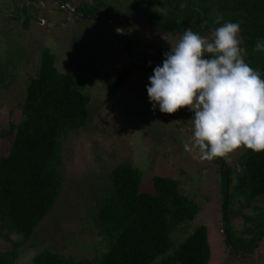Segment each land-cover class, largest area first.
Returning a JSON list of instances; mask_svg holds the SVG:
<instances>
[{
    "label": "rangeland",
    "instance_id": "rangeland-1",
    "mask_svg": "<svg viewBox=\"0 0 264 264\" xmlns=\"http://www.w3.org/2000/svg\"><path fill=\"white\" fill-rule=\"evenodd\" d=\"M62 2L0 0V73L4 74L0 131L9 119L19 121L25 87L44 49L54 54L61 72L71 75L74 87L90 97L87 126L72 130L63 144L59 170L64 183L59 198L18 248L17 264L41 251L93 258L100 238L92 216L110 193V171L124 162L141 171L143 191H152V175L169 176L197 202L195 218L172 240L174 244L204 225L209 234V264H264V199L251 201L235 195L232 187L246 148L202 161L197 152L184 150L193 134L194 113L188 108L162 113L149 101V77L165 56L158 65L160 58L147 64V53H167L177 42L154 30L142 31L141 46L133 34L131 42L127 40L126 30L122 32L124 17L134 35L146 29L134 0H66V4L82 5L84 12L98 9L91 17L61 8ZM127 66L128 77L113 93L107 77ZM7 144L0 138V153L7 152ZM222 167L230 171L229 194L223 187ZM3 247L0 241V250Z\"/></svg>",
    "mask_w": 264,
    "mask_h": 264
},
{
    "label": "trees",
    "instance_id": "trees-1",
    "mask_svg": "<svg viewBox=\"0 0 264 264\" xmlns=\"http://www.w3.org/2000/svg\"><path fill=\"white\" fill-rule=\"evenodd\" d=\"M65 2L61 8L68 7V11L74 8L82 16L87 14L85 17L98 10L84 12L82 5ZM134 2L142 12L146 29L137 30L139 34L134 35L131 23L124 17L122 32L126 30L130 42L133 34L141 46L143 30L166 34L178 42L189 28L209 37L226 23H239L241 55L264 78V51L253 50L258 40L264 41V0ZM218 17L222 19L217 23ZM147 55V64L160 58L158 65L164 57L162 50ZM129 67L119 69L118 77L115 74L107 77L106 85L113 93L125 82ZM0 79L4 81L2 71ZM89 102V95L74 87L71 75L61 72L55 65L54 54L44 49L37 71L25 87L19 121L9 119L0 131V138L8 142L7 152L0 153V241L4 245L0 264H17L18 248L59 198L64 183L59 170L63 144L72 130L87 126ZM237 165L234 194L251 201L264 199V151L245 149ZM221 172L223 187L229 194L230 171L222 167ZM109 180L110 193L92 216L93 229L100 238L93 258L78 259L64 252L41 251L22 264H209V234L204 225L181 243L172 242L186 230L199 209L178 181L154 174L150 180L152 191L145 192L141 189L142 173L130 162L115 166Z\"/></svg>",
    "mask_w": 264,
    "mask_h": 264
},
{
    "label": "clouds",
    "instance_id": "clouds-1",
    "mask_svg": "<svg viewBox=\"0 0 264 264\" xmlns=\"http://www.w3.org/2000/svg\"><path fill=\"white\" fill-rule=\"evenodd\" d=\"M239 31L240 24L231 22L210 38L186 29L149 77L153 109L158 105L166 114L181 108L194 113L193 134L184 150L197 152L202 161L241 148L264 151V79L242 57ZM253 50L264 51V41L258 40Z\"/></svg>",
    "mask_w": 264,
    "mask_h": 264
},
{
    "label": "water",
    "instance_id": "water-1",
    "mask_svg": "<svg viewBox=\"0 0 264 264\" xmlns=\"http://www.w3.org/2000/svg\"><path fill=\"white\" fill-rule=\"evenodd\" d=\"M71 9H72L73 11H75L74 8H71Z\"/></svg>",
    "mask_w": 264,
    "mask_h": 264
}]
</instances>
